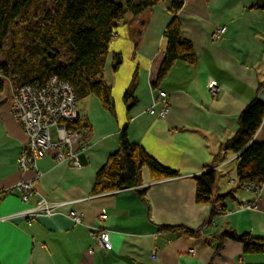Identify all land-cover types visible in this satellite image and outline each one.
I'll use <instances>...</instances> for the list:
<instances>
[{
    "label": "crops",
    "instance_id": "crops-1",
    "mask_svg": "<svg viewBox=\"0 0 264 264\" xmlns=\"http://www.w3.org/2000/svg\"><path fill=\"white\" fill-rule=\"evenodd\" d=\"M255 0H184L179 11L183 36L193 43L197 64L178 61L158 89L152 82L162 61L167 40L164 31L172 19V0L138 15L128 13L114 31L104 66L112 87L116 113L107 111L96 95L80 100L83 122L90 128V144L81 164L57 162L53 156L37 161L33 168H21L20 152L28 138L11 114L9 81L0 92V187L13 189L20 181L33 183L35 193L28 202L16 189L0 200V264H209L216 243L211 233L225 229L264 237V183L257 199L253 192L235 188L238 153L221 152V145L233 137L238 118L248 103H264V10ZM226 27L216 40L214 32ZM120 53L123 63L113 70L112 60ZM139 69L137 103L127 109L124 92L135 69ZM214 84L216 92L211 91ZM159 90L170 99L166 116L151 114ZM127 127L130 142L141 145L162 165L180 175L154 180L147 166L141 170L148 187L146 200L138 188L94 194L96 173L116 152L120 132ZM253 141L264 142V119ZM217 165L216 193L234 190L235 199L210 225V207L196 201L195 176ZM45 197L61 203V213L29 222L21 212ZM257 199V200H256ZM256 202L251 209L241 203ZM71 210L82 215V224L67 216ZM181 226L203 231L184 235ZM107 230L111 249L98 245L94 229ZM93 248V251H89ZM213 264H264V253H245L243 245L227 239Z\"/></svg>",
    "mask_w": 264,
    "mask_h": 264
},
{
    "label": "trees",
    "instance_id": "trees-1",
    "mask_svg": "<svg viewBox=\"0 0 264 264\" xmlns=\"http://www.w3.org/2000/svg\"><path fill=\"white\" fill-rule=\"evenodd\" d=\"M32 0H0V72L14 86L44 81L52 75L72 83L77 98L81 100L91 94L96 95L103 107L116 113L112 87L104 76V66L110 51L114 31L128 13L138 15L160 5L163 0H54L52 7L41 15L18 20ZM184 0H172V19L164 31L167 46L162 61L152 82L158 89L178 61L196 65L197 55L193 43L183 36L179 11ZM254 8L264 10V0H255ZM18 34V40L15 37ZM9 37L10 50L5 45ZM6 53V56H5ZM3 56L5 59L3 60ZM123 63L120 53L113 55L112 67L117 71ZM19 67L16 71L15 68ZM139 69L136 68L131 82L124 92L127 109L137 103L136 91L139 87ZM264 87L260 82L259 89ZM3 82H0V92ZM264 119V103L255 98L243 109L238 118V129L233 137L221 145V152L238 153L237 177L240 182L250 181L258 185L264 183V142L253 138ZM78 129L87 123L77 120L68 124ZM219 152L211 163V168L197 176L196 201L210 207L206 221L210 225L227 210L226 201L235 199L234 190L220 194L215 192L217 165L224 159ZM147 166L154 180L175 177L180 172L162 165L141 145L130 142L127 127L120 132L119 148L108 157L106 163L96 173L94 194L117 189L138 188L142 183L141 170ZM139 196L146 200L148 187L137 189ZM165 230H182L187 236H200L203 226L190 229L181 226H162ZM208 239L216 243L213 264L225 246L227 239L243 245L245 253H264V237L255 239L248 232L225 229L211 233Z\"/></svg>",
    "mask_w": 264,
    "mask_h": 264
},
{
    "label": "built area",
    "instance_id": "built-area-1",
    "mask_svg": "<svg viewBox=\"0 0 264 264\" xmlns=\"http://www.w3.org/2000/svg\"><path fill=\"white\" fill-rule=\"evenodd\" d=\"M226 27L217 29L213 37L218 40L225 33ZM9 79L0 72V82L6 84ZM11 114L21 124L25 131L28 144L20 152L18 162L21 168L28 169L36 166L37 161L46 156H53L57 162H69L75 166L81 164V157L86 153L90 144V128L83 125L78 129L68 124L81 118L80 100L72 83L52 75L44 81L35 80L31 83L14 86L9 81ZM211 91L216 92L215 85H211ZM170 99L164 90H159L158 101L153 103L148 111L151 114L166 116L170 111ZM235 188L253 192L257 199L261 186L250 181H237ZM20 190L23 201L28 202L30 196L35 193L33 183L20 181L13 189L0 187V200L7 193ZM256 199V200H257ZM256 202H245L238 205L241 208H253ZM61 203L49 201L42 197L35 204L21 212L29 222L41 217H52L61 213ZM232 208L226 210L231 212ZM75 224H82V215L71 210L65 214ZM92 236L98 245L106 250L111 249L109 232L107 230L94 229ZM89 251H93L90 248Z\"/></svg>",
    "mask_w": 264,
    "mask_h": 264
},
{
    "label": "rangeland",
    "instance_id": "rangeland-1",
    "mask_svg": "<svg viewBox=\"0 0 264 264\" xmlns=\"http://www.w3.org/2000/svg\"><path fill=\"white\" fill-rule=\"evenodd\" d=\"M54 0H32L26 7V10L24 14L21 16V18L18 20L19 22H22L26 18L34 17L35 15H41L43 12H45L47 9L52 7ZM20 37V36H19ZM18 34L15 37L16 40H18ZM12 37H9L6 41L5 50L6 53L10 50L9 42L11 41ZM20 40H18L19 42ZM5 53V56H6ZM5 57L3 56V60ZM16 71L19 70V67L15 68Z\"/></svg>",
    "mask_w": 264,
    "mask_h": 264
}]
</instances>
